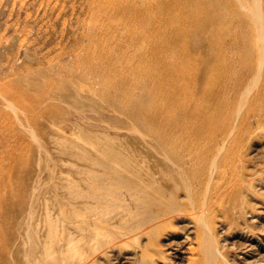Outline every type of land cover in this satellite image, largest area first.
Segmentation results:
<instances>
[{"label": "rangeland", "instance_id": "374dc122", "mask_svg": "<svg viewBox=\"0 0 264 264\" xmlns=\"http://www.w3.org/2000/svg\"><path fill=\"white\" fill-rule=\"evenodd\" d=\"M252 1L0 0V264H193L188 256L208 231L223 253L216 264H264V0L260 21L248 10ZM106 56L119 68L102 64ZM220 63L219 77L185 80L205 87L193 97L214 128L197 132L200 119L183 120L180 101L155 114L160 83L175 65ZM114 76L127 81L125 99L98 93L112 89ZM161 134L194 144L184 148L198 159L189 196L160 165L151 144ZM212 134L233 151L215 164L204 149ZM212 164L235 194L205 187ZM154 181L172 183L158 194L161 207ZM126 182L139 186L142 201L124 194ZM109 188L137 221L148 213H136L139 204L155 222L122 235Z\"/></svg>", "mask_w": 264, "mask_h": 264}, {"label": "bare ground", "instance_id": "6f19581e", "mask_svg": "<svg viewBox=\"0 0 264 264\" xmlns=\"http://www.w3.org/2000/svg\"><path fill=\"white\" fill-rule=\"evenodd\" d=\"M258 2H259L258 0H253L251 6L249 5V7H248V10H250L251 14L254 16L256 21H257V19L260 21L259 4H258ZM245 3L242 4L244 7H246L248 5V4L246 5ZM119 12H120V10H119ZM259 21H258V23H259ZM258 28L260 30L259 31L260 32V37L264 38V31H263L264 28H262V27L260 28V26ZM120 47H121L120 45L119 46L117 45V49H120V52H121L122 48H120ZM262 50L264 51V48ZM261 57L263 58V55ZM216 59L213 58L211 60L210 64L214 63L216 61ZM204 60H207V59L205 58ZM262 60H264V58ZM262 60H260V61H262ZM100 63H101V61H100ZM103 63H105L106 66L110 67L111 69L113 67L116 68V69L119 68L117 62H114V61L110 60L107 56L102 59V64ZM223 63H224V61H223ZM98 64H99V62H98ZM207 64H209V63H207ZM99 65H101V64H99ZM176 68H177V66L175 65L174 66V73L171 72L169 78L168 77L164 78V82L160 83V87H159L160 90L158 89L157 94L154 93V94H156V96H160V95L162 96V98L160 97L161 100L157 103V113H155V114L157 116L160 115L162 113V110H163L162 108H164V107L166 108L167 111L171 109V112L174 111V109L172 110V108H175V109L177 107L181 108L180 105H178L177 107H176V105H174L176 103H179V101H180V103H182L183 111H179V113L183 112V117H184L183 120H185L187 117H189V118L190 117H194V118H197L198 120L200 119V121L198 123L199 124L198 127H200V128H198L196 126L197 127V132H200L199 130L204 129L207 125H208V127L210 129L214 128V119L212 117H210V119L212 118L211 121H207L206 117H201L203 113H201V110L199 109V106L196 103L197 99L195 100V98H194L195 96L193 97V91L196 92V93H198V91L205 93L206 92L205 87L204 88H202V87L199 88L198 85L195 83V81H194V84H191L192 86L186 85L185 84V80L186 79L187 80L191 79V82H192V80H194L196 78H199V77H202V76L207 77L208 73L211 74L210 76H212L214 74V75H217L219 77L220 74H221V63L215 69H209V66H207V65L203 66V67H200V68H191V67L190 68H185V67L181 68V66H180L179 70H175ZM137 70H138V68H137ZM110 81L112 83V89L110 91L108 90L107 92H104L103 90L99 89L98 90L99 95L111 96V94L118 93L117 95L120 97L121 94H122V93H120L121 89L124 87V84L126 85L127 83H124L125 80L123 78H121V76H120V78H117V77L115 78V76H114V78H112V80H110ZM125 82H127V81H125ZM95 83H97V80H94L93 82L92 81L88 82L86 87H84L85 92L87 93L90 90H94ZM94 92H96V91H94ZM163 95H164V98H163ZM125 98H121V99H125ZM200 102H202V101H200ZM125 104H126V102H125ZM183 106H185V107H183ZM187 106L189 107L188 109H187ZM115 108L122 111V108L126 109L127 107L124 108V107L116 106ZM135 110H136V108H135ZM126 113H127V111H126ZM160 117L157 118L156 128L162 130L163 129V124H162L163 121H162V118H160ZM181 120H182V118H181ZM209 122H211V123H209ZM205 124H206V126H205ZM192 129H191V127L190 128L188 127V131L186 130V133H191ZM216 135L217 134H212L211 138L209 140L210 144H205V147H204L205 153L207 155L209 154V155L212 156L214 164H215L216 158L218 156H220L222 153H224L226 156L227 155L229 156L231 153H233L232 150H227L225 148L226 144H224V141H225L224 140V136L223 135L222 136L221 135L216 136ZM173 137L174 136H172L171 139H169L168 136H165V135L161 134V136H159L156 139V144H151V145L153 146L154 151L157 152V154H158V159L160 160V165H161L162 169L163 168L166 169L165 174H168L167 178H169V180H171L172 183H173V185H172L173 187L172 186L171 187L176 189V190L179 189V188H184V190L186 191L185 193L189 196V193H191L190 191L193 190V182L195 181V178H196V176L194 174L195 171H194V168H193V164L195 162H198V159L195 158V157L194 158L190 157V156H188V154H185V152H184L185 149L184 148L189 146V145L193 146V148H194V144H187L186 143L187 141L184 142L185 144H175V139L176 138L175 137L173 138ZM214 164H212V166L209 167V170L205 173L207 175L204 178L205 187H209L210 186L209 189H211V191L213 192V194L215 193V195L224 194L226 191L228 193H230L231 195L235 194L236 190L233 187V185L229 184L228 181L226 182L224 180V178L226 177L224 172L221 169H219V167L217 165L215 166ZM162 169H160V170H162ZM201 172L204 173L203 170ZM127 173H128V170L126 172H124V173L123 172L122 173L119 172V176L121 178H125ZM156 180L158 182H160V180H158V179H156ZM152 183L153 182H151V185H153ZM172 183H169V184H172ZM90 184L93 185L92 183H90ZM169 184L166 182L165 183L166 187H164L163 184H159V183L157 184V186L156 185L154 186L155 187V191L157 190L156 192H154L157 195L156 200H154V197H153V201H155V203H157L156 206H160L161 207L162 205H164V201L162 200V197H160L158 194L161 193V191H163L165 189L167 190V187H168ZM144 185H146V184H144ZM123 186L126 189L124 194H128L129 197L126 195L128 198L132 199V198H134V196L137 197V195H138L137 198H138V200H140L139 199L140 196H139V193H138L139 186L137 188H133V187L129 186V184L127 182L125 184H123ZM108 192L109 193L110 192L111 193H117V190L116 189L113 190V188H109ZM111 193L108 194L107 203H109V205L112 206L111 208L113 210L112 211L113 214H112V212L111 213L109 212V213L112 214V217H113V215L115 216L116 214H119V213L121 214L122 217L120 218V221H122V223L124 225V232H123L122 235L125 236V235L131 234L132 232L134 233V231H136L137 227L143 225L144 222L145 223H149V224H153L155 222V220L153 219L154 215H152L154 211L151 210L150 208H147L146 205L144 207H142V208L138 207L139 204L136 206L137 207V212L136 213H138V211H139V213H142L143 211H147L148 212L147 214L139 217V218H141V221H137V218L135 216L136 214H134V212L131 209V207L128 204H123V202H122L123 199L121 200L119 198V196H118V198H115ZM99 194L100 193H92V195H91L93 197V199L96 200V203H97V201H100V200L103 199L102 196L99 195ZM121 194H119V195H121ZM124 194H123V196L121 195L123 198H125ZM205 196H207V194ZM124 201H126V200H124ZM140 201H142V200H140ZM139 203H141L142 205L144 204L143 202H139ZM116 204L118 206H120V208L119 207L118 208L115 207ZM108 217H110V215H108ZM105 218H106V216H105ZM108 220H109V218H108ZM201 224H202V226H204L203 223H201ZM201 224H199V225L201 226ZM204 228H206V227L204 226ZM209 232L210 231L206 232L205 236L201 234L204 237V238L202 237L203 240L201 242V249L199 248L200 251L197 254H195V256H190V257L188 256L189 263L192 262L193 264H198L199 261H201L200 260L202 258L201 256H203L205 258V264H216L217 259L219 258L218 255H223V253L219 250L218 246L214 243L213 237H212V235L209 234ZM198 233H197V235H198ZM122 235H120V236H122ZM196 237H198V236H196ZM69 239H70V235L67 237V240H69ZM56 248H59V246L56 247ZM199 253L202 254V255H200ZM66 259L67 258H65V260L64 259L61 260V264H64Z\"/></svg>", "mask_w": 264, "mask_h": 264}]
</instances>
